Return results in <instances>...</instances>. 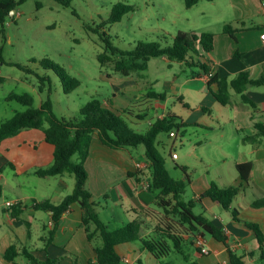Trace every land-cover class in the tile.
I'll use <instances>...</instances> for the list:
<instances>
[{
  "label": "crops",
  "instance_id": "crops-1",
  "mask_svg": "<svg viewBox=\"0 0 264 264\" xmlns=\"http://www.w3.org/2000/svg\"><path fill=\"white\" fill-rule=\"evenodd\" d=\"M187 9L197 10L200 18L207 21L215 18L223 25L230 22L235 28L234 36L225 32L224 28L183 30L215 33L213 49L203 52L201 57L214 75L225 77L229 82L241 72H248L253 81L264 77V0H201ZM150 62L151 60L149 67ZM179 63L186 72L182 81L175 75L166 82L163 91H157L147 82L151 89L149 91L148 86L142 90L137 84L139 82L133 80L138 96L134 98L131 109L119 110H125L124 117L133 129L131 123L138 126L144 120L141 118L149 114L153 113L151 118L158 119L174 113L179 116L180 121L187 124L180 129H183V134L193 125L206 131L199 135L196 151L202 163L207 166V172L197 179L190 176L194 189L193 199L196 200L195 208L223 229L229 248L243 256L246 264H264V253L256 232L248 225L256 224L264 232V207L252 205L255 200L264 196V135L257 128V124H264V82L249 84L243 93L230 86V99L224 105L212 95L208 76L201 67ZM187 67H190L189 72ZM216 88L218 89L217 85ZM153 91L163 92L166 96L164 99L151 96ZM195 95L199 98L192 103L191 98ZM171 96H176L189 113L179 115L167 109L168 98ZM156 119L148 120L149 126ZM180 131H176L177 136L174 138L179 136ZM246 136L248 140L245 141ZM129 148L107 147L95 134L86 160L89 174L87 188L98 204L100 216L101 212L110 210L109 200H112L114 207H119V217L123 219L119 220V225L111 227L108 224L110 221L102 218L110 229L141 217L144 221L142 236L161 238L163 235L158 229L160 222L155 217L164 214L159 205L161 191L158 189L159 193L156 194L154 190L157 189L151 186L152 171L145 149L137 151ZM54 150L55 146L46 140L44 131L37 128L24 129L0 144V186L3 189L0 198L4 196L6 187L18 189L15 198H6L0 202V264H89L95 258V247L101 244V238L95 236L94 239H89L88 231L82 224L83 210L78 203L63 214L57 228L51 211L33 206L35 200H50L58 204L75 187L76 179L71 175V191L65 193L66 175L69 173L66 172L52 176L59 177L52 188L55 195H46L40 192L42 189H38L39 178L44 177H40L37 170L53 163ZM172 152H177L178 158L174 159ZM170 156L175 162L181 157L176 142L171 145ZM249 161L253 163L252 177L241 188L231 209H224L209 197L199 198L211 182H216L221 187L238 185L240 175L237 164ZM7 166L16 176L22 177L21 181L13 183L10 180L5 171ZM54 196L60 199L55 201ZM103 199L106 207L102 204ZM8 202H12V205H8ZM13 205H16L15 214ZM233 208L239 212L238 219L233 216ZM112 216L115 218L114 213ZM94 229L93 225L90 231ZM198 239L209 250L208 254L201 252L197 245ZM185 243H191L195 248L192 255L184 254ZM12 245L19 253L14 261L6 257V251ZM117 251L122 256L123 264H138L147 250L143 249L140 242H129L118 245ZM173 252L182 253L189 264L194 261L201 264H230L228 247L207 233L203 235L200 232L197 236L185 234L182 246ZM148 253L154 257L149 251ZM30 256L38 263H34ZM163 259L157 260L163 262Z\"/></svg>",
  "mask_w": 264,
  "mask_h": 264
},
{
  "label": "trees",
  "instance_id": "trees-1",
  "mask_svg": "<svg viewBox=\"0 0 264 264\" xmlns=\"http://www.w3.org/2000/svg\"><path fill=\"white\" fill-rule=\"evenodd\" d=\"M25 1L0 0V25H3L10 17L12 10H17L19 5ZM56 1L69 6L74 0ZM199 1L201 0H184L188 8L193 7ZM132 10H134L132 4L116 3L109 18L100 23L94 31L100 32V29L107 24L122 20L123 16ZM234 29L232 23H227L224 27L225 32L233 36ZM101 35L106 43L105 50L98 54V59L102 65H105L107 59L112 57L114 69L126 76L147 70L151 58L160 56H166L172 61L185 62L189 66H198L208 76V85L212 95L224 105L228 104L230 99V86L234 87L237 92L243 93L249 84L264 82V77L254 81L251 80L248 72H241L230 82L225 77L219 78L218 75H214L208 63L201 60L203 52H209L214 47L215 33L210 31L188 32L180 30L174 36L171 45L163 44L161 41H139L132 49L119 48L113 43L111 35L106 30H103ZM0 53H2L1 46ZM2 61L27 72H34L26 64L5 62L4 59ZM41 65L46 69H52L60 77L66 93L72 92L80 85L79 79L70 75L62 65L49 59L41 60ZM36 75L39 80V91H46L48 94L46 100L39 107H34V97L30 93L9 94L8 99L16 100L28 108L17 112L1 124L0 144L4 139L15 136L24 129L37 128L44 131L46 140L55 146L54 161L50 166L38 169L37 174L46 178L69 172L75 176L76 184L73 191L67 194L60 203L55 204L50 200H35L33 206L36 209L51 211L55 228L59 226L63 214L70 210L73 204L78 203L81 206L83 210L82 224L88 231L89 239H94L95 236L101 238V244L95 247V258L91 259L89 264H123L117 246L129 242H140L143 249L148 250L156 259L162 260L174 250L180 249L185 234L197 236L200 232L203 235L210 234L214 239L228 247L230 264H246L243 256L234 253L229 248L228 239L223 229L203 213L195 212L196 200L190 199L187 201L184 199L187 185L191 183L190 176L186 172L187 181L173 178L166 166L165 157L158 149V137L161 133L168 132L170 135L171 131L178 132L181 127L187 125L179 120L177 114L169 113L163 118L156 119L144 133L135 131L129 125L124 117L123 111L125 110L107 107L99 98H94L84 105L80 109L79 116L71 118L58 117L54 112L51 99V77L48 74L36 73ZM5 81L6 77L0 73V84ZM150 95L162 99L166 96L165 93L156 91H153ZM257 128L264 135V124H257ZM95 134L98 135L103 145L113 149L145 146V155L152 171L151 186L161 191L159 205L164 214L155 216L160 222L158 229L163 235L161 238L142 236L141 230L144 221L141 217H136L115 229H110L101 218L97 209L98 204L93 199L92 192L87 188L89 174L86 168V160L90 154ZM244 140H248V136ZM77 154L79 160L74 161L73 157ZM237 169L240 175L238 185L221 187L216 182H211L199 198L209 197L224 209H231L232 203L241 188L249 183L252 177L253 163L251 161L238 163ZM2 191L3 189L0 186V197ZM252 205L254 207H264V196L255 200ZM15 209L16 205L13 207V214H15ZM148 213L150 212L148 211ZM232 213L238 219L239 212L236 208L232 209ZM93 225L95 229L90 231ZM248 225L255 230L259 246L264 253V232L256 224ZM199 249L201 250V247ZM18 254L14 245L6 251V257L10 261H14ZM30 257L34 263H38L33 256ZM138 264H143V261L139 260ZM193 264L201 263L194 261Z\"/></svg>",
  "mask_w": 264,
  "mask_h": 264
},
{
  "label": "rangeland",
  "instance_id": "rangeland-1",
  "mask_svg": "<svg viewBox=\"0 0 264 264\" xmlns=\"http://www.w3.org/2000/svg\"><path fill=\"white\" fill-rule=\"evenodd\" d=\"M118 2L132 4L134 10L126 13L122 20L107 24L100 32L94 31L100 23L109 18L113 6ZM187 8L184 0H74L69 6L62 5L56 0H26L10 14L3 25H0L2 47L0 72L6 77V81L0 84V126L17 112L28 108L16 100L8 99L9 94L30 93L34 97V107H39L46 100L48 94L46 91H39L36 73L48 74L51 77L54 112L58 117L65 118L79 116L80 109L94 98L101 99L110 108L131 109L134 98L138 96L134 81L139 82L137 84L142 90L148 86L147 82H150L157 91H163L166 82L175 75L182 81L186 75L182 70L183 66L179 61H172L166 56L153 57L148 70L126 76L114 69L112 57L102 65L98 54L103 52L106 46L101 35L103 30L111 35L113 43L119 48L132 49L139 41H161L163 44L171 45L174 36L180 30L196 28L221 30L226 25L219 23L215 18L208 21L200 18L197 10L189 11ZM3 59L5 62L26 64L34 72L30 73L4 63ZM43 59L52 60L65 67L70 75L79 79L80 85L72 92L66 93L60 77L52 69H46L41 65ZM171 63L173 66H170ZM187 68L189 72L190 67ZM198 98L196 95L193 96L192 103ZM167 109L179 115L189 113L176 96L168 98ZM152 115L153 113L145 118L138 115L144 120L138 126L132 123L131 125L136 131L144 133ZM153 119L156 118L149 121ZM182 130L177 138L171 137L168 132L161 133L158 137V149L165 157L166 166L173 178L186 180L187 173L192 179L201 178L207 172V166L200 160L196 149L199 145L197 142L199 135L206 131L197 125L188 127L187 133L183 134ZM173 142H176L177 151L181 155L177 162L170 156ZM129 149L144 151L145 148L144 145H140ZM73 160H79L78 154ZM5 169L13 183L21 181L22 177L16 176L9 166ZM71 175L74 176L70 173L66 175L65 193L71 191L73 183L69 178ZM51 178H39L40 183L37 186L38 189H42L41 193L55 195L52 188L59 177ZM4 191L0 202L6 198H15L18 189L6 187ZM154 191L156 194L159 193L158 189ZM193 197L194 189L191 183H188L184 199L188 201ZM59 199L54 198L55 201ZM109 201L110 210L101 212V218L109 220L111 223L108 224L115 227L119 225V220L123 219L119 217V207H114L112 200ZM102 204L106 207L105 199ZM195 212L199 213V209L195 208ZM183 250L184 254L192 255L195 248L191 243H185ZM146 254L142 255L143 264H189L182 253L172 252L164 257L163 262L151 257L148 250Z\"/></svg>",
  "mask_w": 264,
  "mask_h": 264
},
{
  "label": "built area",
  "instance_id": "built-area-1",
  "mask_svg": "<svg viewBox=\"0 0 264 264\" xmlns=\"http://www.w3.org/2000/svg\"><path fill=\"white\" fill-rule=\"evenodd\" d=\"M262 38L264 40V32L262 33ZM170 136L171 137H176L177 136V132L175 130L171 131ZM172 157L174 159L178 158L177 152H172ZM8 205H12V202H8ZM197 244H198V246L201 247V252L202 253H204V254H208L209 253V250L204 246L203 242L200 239H198Z\"/></svg>",
  "mask_w": 264,
  "mask_h": 264
},
{
  "label": "water",
  "instance_id": "water-1",
  "mask_svg": "<svg viewBox=\"0 0 264 264\" xmlns=\"http://www.w3.org/2000/svg\"><path fill=\"white\" fill-rule=\"evenodd\" d=\"M15 11H16V10H12V11H11V14H13Z\"/></svg>",
  "mask_w": 264,
  "mask_h": 264
}]
</instances>
